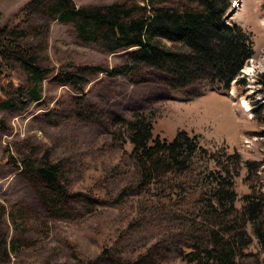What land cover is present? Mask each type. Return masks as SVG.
Instances as JSON below:
<instances>
[{
    "label": "rangeland",
    "instance_id": "1",
    "mask_svg": "<svg viewBox=\"0 0 264 264\" xmlns=\"http://www.w3.org/2000/svg\"><path fill=\"white\" fill-rule=\"evenodd\" d=\"M27 1L0 0V27L9 26L20 34L17 40L32 47L40 65L58 68L74 62L112 67L121 60L122 52L109 53L80 42L71 24L38 13L15 24ZM115 1L73 0L77 6ZM133 2L145 5L143 0ZM231 2L227 14L233 12L224 18V25L236 24L254 40V55L245 65L252 71L244 66L239 75L245 79L244 86L232 82L229 91H220L199 81L171 90L168 75L153 68L143 67L133 78L102 72L89 77L79 107L71 86L58 84L52 74L44 80L40 101L25 111L0 109V127L4 125L0 128V210L4 207L15 217L14 225L7 218L0 223V264H111L99 258L102 249L119 264H183L179 252L190 250L194 203L167 204L155 194L165 186L152 192L136 187L137 167L128 156L129 143L116 138L114 117L152 115L154 134L171 139L177 130H184L198 138L210 158L223 163L230 154H238L239 175L233 180L238 210L245 195H264V90L257 83V74L264 72V0ZM16 69L22 78V71ZM247 138L249 144L244 143ZM6 148L17 160L51 150V159L63 162L71 190L80 194L72 204L74 219L47 216L20 170L4 162ZM205 166L206 162H197L193 175L205 172ZM22 210L27 212V226L19 219ZM246 229L252 242L244 259L264 264V250L251 225L247 223ZM13 238L19 244L10 242Z\"/></svg>",
    "mask_w": 264,
    "mask_h": 264
},
{
    "label": "trees",
    "instance_id": "2",
    "mask_svg": "<svg viewBox=\"0 0 264 264\" xmlns=\"http://www.w3.org/2000/svg\"><path fill=\"white\" fill-rule=\"evenodd\" d=\"M143 1L145 5L118 0L107 5L77 6L73 0H28L15 17V24L36 13L71 24L80 42L109 53L122 52L121 60L112 67L74 62L58 68L45 67L37 62L32 47L17 40L20 34L9 26L0 27V109L20 112L40 101L44 80L52 74L58 84L71 86L79 107L89 77L102 72L110 77L133 78L143 67L153 68L168 75L171 90L199 81L220 91L230 90L232 82L237 87L246 84L239 74L254 54V40L240 26L224 25L231 0H185L181 4ZM16 68L22 71V78L17 76ZM257 83L264 90V72L257 75ZM112 124L119 131L116 138L130 145L128 156L138 173L136 187L152 192L165 186L160 194H155L167 204L194 203L196 218L189 231L190 250L179 252L183 264H260L245 260L244 251L252 242L247 223L264 250V195L249 193L244 196L241 209L235 207L233 180L239 175L238 154H230L223 163L210 158L198 138L190 137L184 130H177L171 139L156 135L153 116L145 113H135L130 118L114 117ZM4 153V162L20 170L47 216L75 218L72 204L80 194L71 190L63 162L52 160L51 150L40 156L24 155L18 160L9 148ZM197 162H206V171L199 176L192 173ZM26 213L22 210L19 214L25 226ZM4 218L15 224L13 213L2 207L0 223ZM16 240L10 242L19 244ZM105 254L102 249L99 258L119 264Z\"/></svg>",
    "mask_w": 264,
    "mask_h": 264
},
{
    "label": "bare ground",
    "instance_id": "3",
    "mask_svg": "<svg viewBox=\"0 0 264 264\" xmlns=\"http://www.w3.org/2000/svg\"><path fill=\"white\" fill-rule=\"evenodd\" d=\"M245 68H247L248 71H252V68L249 67V66H245ZM230 95V94H229ZM234 95V94H233ZM242 104L245 106V107H248V104L242 100ZM249 109V108H248Z\"/></svg>",
    "mask_w": 264,
    "mask_h": 264
},
{
    "label": "water",
    "instance_id": "4",
    "mask_svg": "<svg viewBox=\"0 0 264 264\" xmlns=\"http://www.w3.org/2000/svg\"><path fill=\"white\" fill-rule=\"evenodd\" d=\"M232 12H233V11H232ZM232 12H230V13L226 14L225 18H226V19L230 18V17H231V15H232Z\"/></svg>",
    "mask_w": 264,
    "mask_h": 264
}]
</instances>
